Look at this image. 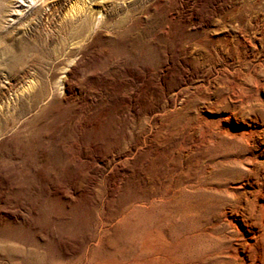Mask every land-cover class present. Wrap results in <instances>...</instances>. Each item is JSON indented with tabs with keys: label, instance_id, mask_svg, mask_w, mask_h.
Masks as SVG:
<instances>
[{
	"label": "rangeland",
	"instance_id": "1",
	"mask_svg": "<svg viewBox=\"0 0 264 264\" xmlns=\"http://www.w3.org/2000/svg\"><path fill=\"white\" fill-rule=\"evenodd\" d=\"M263 129L264 0H0V264H263Z\"/></svg>",
	"mask_w": 264,
	"mask_h": 264
},
{
	"label": "bare ground",
	"instance_id": "2",
	"mask_svg": "<svg viewBox=\"0 0 264 264\" xmlns=\"http://www.w3.org/2000/svg\"><path fill=\"white\" fill-rule=\"evenodd\" d=\"M82 11V10H81ZM73 32V31H72ZM264 130V129H263ZM252 134V133H251ZM262 208V207H261ZM263 211V210H262ZM227 214V213H226ZM264 215V214H263ZM260 220L257 222L258 223V225H259V228H260V234L258 235L257 233V235H256V239H257V241L259 242V241H261V240H263L264 239V217H260L259 218ZM231 222V221H230ZM234 222V221H233ZM232 222V223H233ZM231 223V224H232ZM254 223V222H253ZM234 225V224H233ZM256 225V224H255ZM263 242V241H262ZM235 249H237V248H235ZM235 249H233V250H235ZM237 251V250H236ZM264 253V252H263ZM239 254H240V252H239ZM237 255H238V253H237ZM237 255H235V258L237 257ZM247 255V254H246ZM228 256H232L231 254L230 255H228ZM234 256V255H233ZM245 256V255H244ZM243 256V257H244ZM255 257V256H254ZM259 257H261V256H259ZM233 258V257H232ZM234 258V259H235ZM255 258H257V257H255ZM245 259V258H244ZM252 259H254V258H252ZM263 259V258H262ZM235 262V261H234ZM233 262V263H234ZM241 262V261H240ZM258 263V262H257ZM262 263L264 264V259L262 260ZM235 264V263H234ZM238 264H240V263H238ZM243 264V263H242ZM254 264V263H253Z\"/></svg>",
	"mask_w": 264,
	"mask_h": 264
}]
</instances>
